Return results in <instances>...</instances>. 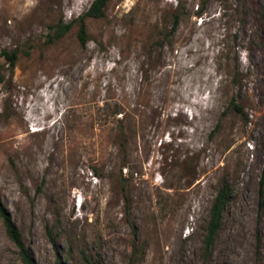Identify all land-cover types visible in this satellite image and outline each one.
I'll list each match as a JSON object with an SVG mask.
<instances>
[{
    "label": "rangeland",
    "instance_id": "rangeland-1",
    "mask_svg": "<svg viewBox=\"0 0 264 264\" xmlns=\"http://www.w3.org/2000/svg\"><path fill=\"white\" fill-rule=\"evenodd\" d=\"M92 1L0 0V200L35 264H264V0H108L81 44Z\"/></svg>",
    "mask_w": 264,
    "mask_h": 264
},
{
    "label": "trees",
    "instance_id": "trees-1",
    "mask_svg": "<svg viewBox=\"0 0 264 264\" xmlns=\"http://www.w3.org/2000/svg\"><path fill=\"white\" fill-rule=\"evenodd\" d=\"M107 2L108 0H93L87 11L79 18V28L77 31V36L81 44H84L88 39L84 19L86 17H91V18L102 17L104 15V7ZM260 17L264 21V8L260 10ZM176 25H177V17H175L173 29L175 28ZM70 26L71 23H62V22L54 25L52 27L53 32L50 33L48 40L54 41L55 39L64 36L66 32L69 30ZM2 55L8 60L11 66L15 64V60L17 57L15 51L12 52L2 51ZM2 79L3 76L0 73V81ZM235 106L238 107L237 105ZM260 183H261L260 194L262 195L264 174L261 178ZM231 195H232L231 185L226 181H222L216 191V194L209 208V218L205 225V234L203 236V242L201 247V253L203 258H207L210 255L212 246L214 244V240L222 225L223 212L231 199ZM0 219L2 220V223L5 227V231L8 237L18 248V252L23 264H35L32 254L30 253L29 249L25 246L22 240V236L19 229L11 219V216L7 212L5 205L1 202V200H0Z\"/></svg>",
    "mask_w": 264,
    "mask_h": 264
}]
</instances>
